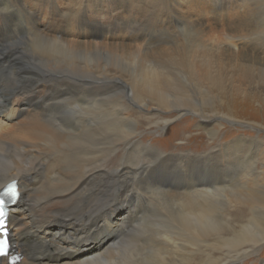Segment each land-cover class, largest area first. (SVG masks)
I'll return each mask as SVG.
<instances>
[{
	"label": "bare ground",
	"instance_id": "bare-ground-1",
	"mask_svg": "<svg viewBox=\"0 0 264 264\" xmlns=\"http://www.w3.org/2000/svg\"><path fill=\"white\" fill-rule=\"evenodd\" d=\"M52 1L0 0V43L12 45L0 54L5 74L0 128L11 124L14 111L32 110L0 137V187L16 179L22 196L7 221L13 248L0 264H13V257L20 259L15 264H240L245 256L259 257L264 122L244 119L263 127L252 130L256 133L233 127L242 118L231 113L226 100L219 102L228 83L223 70L213 69L212 58L184 56L180 70V63L164 66L152 57L161 38L180 37L193 50L200 33L175 15L177 31L158 19L138 25L148 47L143 52L85 48L65 40L67 32L51 21L43 27L37 22V13L50 14L46 7ZM84 15L80 10L65 18L77 28L86 22ZM90 22L93 31L113 27ZM122 23L127 32L138 24ZM251 33L260 43L248 41L264 50V21ZM9 76L19 83L13 86ZM99 82L113 87L89 86ZM260 104L264 108V98ZM146 108L150 111L143 113ZM177 118L180 132L169 143L163 128ZM196 141L202 145L196 147ZM90 183L98 190L88 193ZM108 192L112 202L97 208L93 201ZM165 203L172 209L161 211L151 228L146 223L151 207ZM121 205L130 209L117 222ZM89 213L99 226L84 239L79 222Z\"/></svg>",
	"mask_w": 264,
	"mask_h": 264
},
{
	"label": "rangeland",
	"instance_id": "rangeland-1",
	"mask_svg": "<svg viewBox=\"0 0 264 264\" xmlns=\"http://www.w3.org/2000/svg\"><path fill=\"white\" fill-rule=\"evenodd\" d=\"M140 1L141 0H134L133 3L131 0H128L126 3H121L115 0H53L52 3L49 4L50 6L48 5L46 7V12L50 14H43V16H40L39 13H37V16H39L37 22L43 27L44 24L51 21L53 26L62 28L67 32L62 36L65 40L68 42L75 40L80 41L81 45L85 48L111 47L122 51L129 50V52H132L139 50L143 52L148 49V47L145 45V38L142 37V34L139 32L138 25H153V21L158 19L161 24L177 31L180 24L174 16H179V19L183 21L180 18V15H182L185 19V25L192 28L194 32L200 33L198 37L200 44L196 45L195 49L190 50L186 46L187 43L182 39L180 40V37H178L179 40L176 38V42L161 38L162 40L160 39L153 45L152 57L160 61L164 66L171 67L172 64L178 66V63H180L181 66L178 68L180 70L183 69L181 58L184 56H190L192 60L194 59L197 61L209 57L212 58L214 63L213 69L217 71H220V69L221 71L223 70V74L226 76L227 80L226 83H228L226 86L227 89H225L227 93L226 97H220L218 100L220 103L226 100L231 113L235 112L239 118H242L238 120L239 122L235 121L236 125L234 124L233 127H241L247 129L251 133L257 132L252 130L263 129L260 124L245 121L244 119L264 122V108L260 104L263 103L264 98V76H262V70H264V50L258 45L256 46L251 43V41H248L253 40L257 44L260 43V41L252 39L254 34L251 33V30L257 28V24H259V26L262 25L264 21V18L262 20L260 18L261 14L264 12V0H246L244 3L242 0H223L220 3L215 0H147V2L145 1L142 5ZM158 3L161 6L156 8ZM80 10H84L86 22L82 20L81 27L79 25L76 28L75 25L77 24L70 23L68 18L65 17L69 13L73 14ZM129 19L136 20L138 24L137 28L129 29V32H127L122 22ZM93 20L101 21L103 25L110 22L113 24V27L109 26L108 28L104 26L103 28H96L97 30L95 29V31H93L90 24V21ZM4 28L5 27H2V30H4ZM134 30H137V33H135L136 35L131 33ZM76 32L79 33L76 34ZM208 48L210 50L206 51ZM185 52H188L187 55L184 54ZM150 57L151 54L148 55V58ZM247 68L250 69L247 70ZM42 78L45 79L46 76H42ZM144 111L143 113H148L150 109L146 108ZM28 112L32 113L29 107L14 111V118L8 120V123L11 124L0 128V137L14 129L13 127L16 128L19 126L26 118ZM190 114L191 113H188V116L194 117V115ZM179 119L180 118H177V120L168 123L163 128L164 134L170 137L167 141L169 143H171V138L180 132V128L176 126ZM187 123L193 124L191 121ZM191 126L193 127V125ZM9 127L10 129H8ZM172 129L174 132L171 131ZM259 133L264 134L263 132ZM236 134V132L233 134H231V132L227 133L229 136H235ZM157 136L158 134L156 133L153 137L151 136L147 139L152 140ZM199 140L202 139L200 138ZM204 140L207 141V139ZM176 141L177 140H174L173 142L177 143ZM164 144L166 145L167 143ZM196 144L202 145L198 143V141H196L194 145L200 147ZM195 146L193 147L195 148ZM262 168L261 170H264V167ZM88 188H90L89 191H87L88 193H90L91 190L97 191L98 185L95 183L94 186V183L93 185L90 183ZM111 193L113 192H108L107 195L100 194L99 200L95 199L93 201L97 205V208L101 206V208H103L109 201L110 203L112 202ZM36 195L38 196L37 193ZM53 204L57 205L59 202ZM167 205L168 204L165 203L160 205L161 208L159 205L151 207L148 216L151 215L146 218L148 219L146 223H148L151 228L152 226L156 228L157 225L154 224L161 218V211L164 210L166 213H169L172 209ZM122 206L123 205H121V208L119 206L116 209L114 221H120V217H124L123 215L128 213L130 208ZM166 207L167 210L165 209ZM18 215L23 216L21 212L18 213ZM7 228L10 230V226L7 225ZM56 228V225L51 226L50 231L46 234L51 236ZM10 231L12 232V229ZM39 239L40 237L37 238V240ZM88 243L91 244L92 241L89 240ZM78 253L79 252H76L75 254L78 255ZM261 253L259 257H254L255 259L252 260H247L246 256L243 257L240 264H264V248ZM205 258L206 257H203L200 260L205 261ZM214 258L224 259L225 254H215Z\"/></svg>",
	"mask_w": 264,
	"mask_h": 264
},
{
	"label": "snow or ice",
	"instance_id": "snow-or-ice-1",
	"mask_svg": "<svg viewBox=\"0 0 264 264\" xmlns=\"http://www.w3.org/2000/svg\"><path fill=\"white\" fill-rule=\"evenodd\" d=\"M12 47V45L0 43V54H2L7 48ZM5 79V74L2 69H0V95H3V82ZM9 82L15 86L18 81L13 80L10 76L8 77ZM90 87H102L105 89H111L113 85L108 82H99L98 84H90ZM20 89H17L19 92ZM3 104H0V114L3 112ZM22 198L21 193L18 189V183L12 182L6 186L0 187V230L3 234L7 233V219L12 206H17L18 201ZM94 213H89L85 218H83L79 223L82 228V232L78 234L84 239L88 238V234L93 226H99L98 223L93 225ZM98 221V217H97ZM83 243V239L80 240ZM9 249V240L7 238L0 239V257H7ZM15 257H13V264H15Z\"/></svg>",
	"mask_w": 264,
	"mask_h": 264
}]
</instances>
